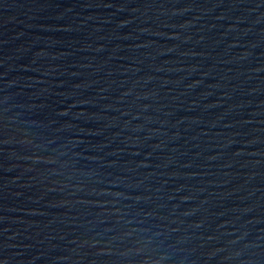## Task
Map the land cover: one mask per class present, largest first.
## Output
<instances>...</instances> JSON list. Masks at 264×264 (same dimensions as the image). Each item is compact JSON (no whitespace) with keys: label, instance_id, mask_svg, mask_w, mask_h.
Returning <instances> with one entry per match:
<instances>
[{"label":"water","instance_id":"1","mask_svg":"<svg viewBox=\"0 0 264 264\" xmlns=\"http://www.w3.org/2000/svg\"><path fill=\"white\" fill-rule=\"evenodd\" d=\"M0 264H264V0H0Z\"/></svg>","mask_w":264,"mask_h":264}]
</instances>
